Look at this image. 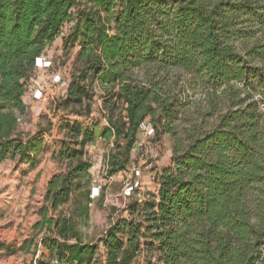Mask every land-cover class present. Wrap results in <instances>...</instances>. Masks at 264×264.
<instances>
[{"label": "trees", "instance_id": "16d2710c", "mask_svg": "<svg viewBox=\"0 0 264 264\" xmlns=\"http://www.w3.org/2000/svg\"><path fill=\"white\" fill-rule=\"evenodd\" d=\"M67 24L64 47L79 50L60 107L86 120L63 126L60 157L70 166L49 181L47 212L84 197L75 216L86 219L87 147L114 141L113 178L151 127L156 140L174 138V166L157 175L155 195L131 207L142 220L120 219L101 238L106 264H132L147 239L161 264H264V0H0V164L38 163L42 139L21 131L24 97ZM178 70L225 104L212 106L216 126L186 139L176 125L185 107ZM96 85L106 125L91 117ZM44 219L55 226L45 239L52 256L33 264H92L98 247L83 242L72 215Z\"/></svg>", "mask_w": 264, "mask_h": 264}, {"label": "rangeland", "instance_id": "374dc122", "mask_svg": "<svg viewBox=\"0 0 264 264\" xmlns=\"http://www.w3.org/2000/svg\"><path fill=\"white\" fill-rule=\"evenodd\" d=\"M73 26L65 25L61 37L46 50L42 65L36 71L31 88L24 97L27 115L20 118L21 131L30 138L40 136L42 139L37 165L31 167L29 163H21L20 159L0 164V264H33L38 258H51L45 239L54 238L56 234L55 226L44 219L46 215L48 219L72 215L83 242L98 247L92 264H106L107 254L101 238L120 219L142 220L140 209L132 214L131 207L139 200L155 195L158 189L157 175L174 166V138L163 135L156 140L153 135L147 136L144 131L132 152L128 170L109 178L106 156L114 147V141L99 140L86 149V159L93 165L90 170L93 178L92 204L89 206L88 217L82 220L75 216L78 202H84V197L72 199L57 212H47L48 183L54 176L65 174L70 166L68 160L60 157L66 141L63 126L67 122L86 120V117L77 115L73 108L60 107L65 90L55 82L56 76L68 81L74 71L79 48L68 50L63 43V37L68 36ZM45 63H49V68ZM174 75H177L173 80L178 81L177 90L182 91L181 97L185 105L181 120L176 124L179 127L177 132L186 139V131L190 129L198 126L209 130L216 126L220 113L209 114L215 103L218 110L225 109L221 99L217 100L214 94L200 85L191 87V76L183 71H175ZM37 91L42 96L39 95L36 99ZM95 91L91 117L94 122L106 125L104 93L97 85ZM135 184H139L138 188L128 196L129 189ZM81 194L85 195V192ZM145 242H149V239L141 241V252L132 264H161L155 248H147L143 245Z\"/></svg>", "mask_w": 264, "mask_h": 264}, {"label": "built area", "instance_id": "2783aa9c", "mask_svg": "<svg viewBox=\"0 0 264 264\" xmlns=\"http://www.w3.org/2000/svg\"><path fill=\"white\" fill-rule=\"evenodd\" d=\"M40 65H42V58H40V59L38 60V66L40 67ZM45 65H46L47 68H49V63H45ZM55 82L58 83V84L60 85V87L63 88L64 90H66L67 87H68V81H64V80H62V79H61L60 77H58V76L55 77ZM39 95L42 96V93H41L40 91H37L36 94H35L36 99L38 98ZM143 130H144L145 132H147V134H148L147 136H151V135H153V129H152L151 127L143 126ZM137 174L139 175V172H137ZM138 185H139V184H138ZM138 185L135 184L134 187H131V188L129 189L128 196H131V195H132V193L135 191V189L138 188ZM95 190H96V189H95Z\"/></svg>", "mask_w": 264, "mask_h": 264}]
</instances>
